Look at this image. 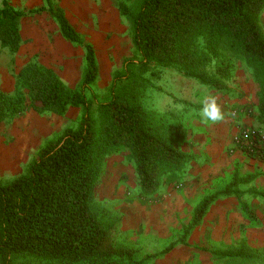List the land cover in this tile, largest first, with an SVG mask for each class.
Here are the masks:
<instances>
[{"label":"trees","instance_id":"trees-1","mask_svg":"<svg viewBox=\"0 0 264 264\" xmlns=\"http://www.w3.org/2000/svg\"><path fill=\"white\" fill-rule=\"evenodd\" d=\"M115 1L129 26L134 52L100 98L94 90L95 49L69 23L56 0H42L28 12L1 0L0 55L6 51L14 57L20 50L23 18L46 13L83 57L76 86L32 58L14 74L11 91L0 87V124L27 109L60 117L81 110L77 126L47 142L24 173L0 180V264L27 259L45 264H149V256L137 259L131 249L118 244L116 223L103 217L97 202L113 155L123 154L131 163L139 196H152L181 181L193 159L181 147L188 138L184 113L144 105L149 75L173 70L222 92L242 61L256 85L255 118L264 129V0ZM251 180L234 176V184ZM215 198L208 196L194 208L186 231L200 223Z\"/></svg>","mask_w":264,"mask_h":264},{"label":"rangeland","instance_id":"rangeland-1","mask_svg":"<svg viewBox=\"0 0 264 264\" xmlns=\"http://www.w3.org/2000/svg\"><path fill=\"white\" fill-rule=\"evenodd\" d=\"M10 2L23 12L42 5V0ZM56 3L84 41L95 49L98 80L94 90L101 98L125 58L133 55L129 26L119 16L115 0H56ZM260 23L264 30V13ZM21 29L23 42L18 53L13 57L3 51L0 55V87L4 91H11L14 74L32 58L53 68L68 85H78L83 52L60 36L46 13L27 15L21 21ZM148 79L143 100L147 108L165 111L175 107L184 113L188 138L181 147L186 152L192 136L201 132L217 111L222 114L230 111L229 115L237 118L242 110H247L244 116L249 125L238 126L232 142L243 128L264 134L255 118L256 85L242 61L237 62L234 76L222 92L209 90L173 70L164 69ZM80 113L79 109H71L60 117L39 115L27 109L0 124V180L9 181L24 173L47 142L56 140L67 128L77 126ZM189 153L194 155L192 150ZM190 164L181 181L160 188L152 196H139L131 163L120 153L111 157L97 202L103 217L116 223L118 244L131 249L137 259L149 256V264H264V198L258 195L264 192V175L250 183L234 184V176H249L247 170L237 167L218 176L215 182L206 183L204 188L198 184L195 187L188 182ZM211 195L216 198L203 221L182 241L194 207ZM246 207L251 216L247 215ZM210 253L219 256L229 253L232 257L217 258ZM240 254L246 257H238ZM15 264L45 263L27 259Z\"/></svg>","mask_w":264,"mask_h":264},{"label":"crops","instance_id":"crops-1","mask_svg":"<svg viewBox=\"0 0 264 264\" xmlns=\"http://www.w3.org/2000/svg\"><path fill=\"white\" fill-rule=\"evenodd\" d=\"M244 111L242 110L240 112L242 113L240 114L241 116L239 115L237 118H232L229 115L230 111L226 114H222V111H217L215 118L213 117L214 119L210 123L207 121L202 131L192 136V141L188 145V151L191 152L192 150L194 154L192 155L193 159L191 163H195V166L190 164V169L188 170V182H190L191 186L195 185L196 187L198 184V187L201 186L204 188L206 183L211 184L215 182L218 176L234 171L237 167L247 170L249 173L247 177L253 178L250 182L254 181L256 178L260 179L264 175V157L241 150L232 142V136L237 131L238 126L249 125L247 124L248 119L244 116V114H247V110ZM262 193L264 192H258V195L261 196ZM240 208L243 211L245 209L242 205ZM247 209L246 207L245 211L247 215L251 216ZM203 218L201 221H203ZM191 223L192 220L190 224ZM186 230L182 237V241H185L187 234L192 229L189 231ZM187 247H189L188 244ZM210 254L215 255L217 258L221 257L218 255L219 253ZM238 257L244 258L246 256L240 254Z\"/></svg>","mask_w":264,"mask_h":264},{"label":"built area","instance_id":"built-area-1","mask_svg":"<svg viewBox=\"0 0 264 264\" xmlns=\"http://www.w3.org/2000/svg\"><path fill=\"white\" fill-rule=\"evenodd\" d=\"M233 143L241 150L260 155L264 150V134L252 128H243L234 136Z\"/></svg>","mask_w":264,"mask_h":264}]
</instances>
